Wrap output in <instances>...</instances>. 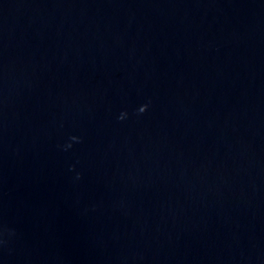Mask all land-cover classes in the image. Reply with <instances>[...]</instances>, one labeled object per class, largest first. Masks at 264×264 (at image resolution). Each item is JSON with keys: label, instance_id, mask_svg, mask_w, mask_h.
Returning a JSON list of instances; mask_svg holds the SVG:
<instances>
[{"label": "water", "instance_id": "water-1", "mask_svg": "<svg viewBox=\"0 0 264 264\" xmlns=\"http://www.w3.org/2000/svg\"><path fill=\"white\" fill-rule=\"evenodd\" d=\"M0 264H264V0H0Z\"/></svg>", "mask_w": 264, "mask_h": 264}, {"label": "clouds", "instance_id": "clouds-1", "mask_svg": "<svg viewBox=\"0 0 264 264\" xmlns=\"http://www.w3.org/2000/svg\"><path fill=\"white\" fill-rule=\"evenodd\" d=\"M145 108H146V106L142 107V108L140 109V111H141V112L145 111ZM121 118H123V116H122ZM73 139H76V138L73 137ZM69 147H70V145H69Z\"/></svg>", "mask_w": 264, "mask_h": 264}]
</instances>
